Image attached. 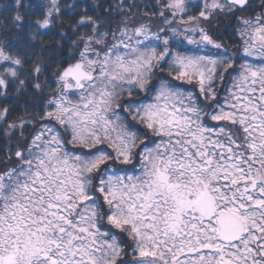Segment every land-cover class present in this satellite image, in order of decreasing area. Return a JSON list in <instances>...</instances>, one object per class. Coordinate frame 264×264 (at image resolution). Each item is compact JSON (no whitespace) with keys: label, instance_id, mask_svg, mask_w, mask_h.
Wrapping results in <instances>:
<instances>
[{"label":"snow or ice","instance_id":"obj_1","mask_svg":"<svg viewBox=\"0 0 264 264\" xmlns=\"http://www.w3.org/2000/svg\"><path fill=\"white\" fill-rule=\"evenodd\" d=\"M133 6L44 0L29 36L61 29L55 60L0 42V264H264V0Z\"/></svg>","mask_w":264,"mask_h":264},{"label":"trees","instance_id":"obj_2","mask_svg":"<svg viewBox=\"0 0 264 264\" xmlns=\"http://www.w3.org/2000/svg\"><path fill=\"white\" fill-rule=\"evenodd\" d=\"M202 2V0H201ZM44 0H20V6L16 5L15 0H0V42H5L13 45H23L22 51L33 53V58H35V53H37L41 47L45 50L41 53L45 61L55 60L58 57H66L68 55V46L69 40H65L63 37L59 36V32L61 29L57 27H52L46 31V34L43 36V41L40 39L37 41H32L29 36V25L34 23L37 18V13L42 12V8L39 5L43 4ZM62 6L67 5H77L76 14L73 16V19H79V15L82 14V9H87L89 14L93 12L98 13L102 17L105 16L104 9L111 6H115L118 4H123L125 11H127L129 5H134L131 9V14H136L137 16L143 17L144 12H152L155 11L156 0H61ZM254 4H259L260 0H253ZM37 7H33V6ZM97 5L99 7H97ZM253 12H259L261 9L255 8L252 10ZM19 13L22 17L20 21H15L14 17ZM239 15V13H238ZM64 28L70 31L68 18L65 17ZM111 21V26L115 27L119 24L120 20L123 19L122 16L118 14H113L109 17ZM217 20L220 21L217 24ZM227 17H218L211 21V23L205 22L204 26L208 29L209 33L213 36L217 42L223 43L230 50L235 49L239 44V37H237L234 33L235 20L233 18L232 23L228 24ZM147 22V21H145ZM152 30H156L158 26L162 27L163 22L152 18ZM170 35V34H169ZM60 40L63 44V47H59L56 43L57 40ZM71 39H75V37H71ZM172 47L175 50L181 53H191L198 51V48L195 45H189L187 41L180 40L179 45L173 42ZM215 50L208 46L203 52L208 54H212ZM49 52L53 53V55L49 56ZM31 63V61H29ZM239 63V61L237 62ZM28 65H26L27 67ZM52 67H55V64H52ZM45 75H49V72H46ZM43 79V77L41 78ZM29 91H32L31 84H29ZM9 97L8 101L11 102L15 99L12 93L14 92V88H9ZM221 97L223 96V92L220 93ZM26 96H22L20 98V102H24L26 100ZM3 98H0L2 101ZM19 110L13 113V116L18 115ZM12 117H10L11 119ZM5 141L3 135L0 134V167H3V145Z\"/></svg>","mask_w":264,"mask_h":264},{"label":"rangeland","instance_id":"obj_3","mask_svg":"<svg viewBox=\"0 0 264 264\" xmlns=\"http://www.w3.org/2000/svg\"><path fill=\"white\" fill-rule=\"evenodd\" d=\"M194 2H195V0H194ZM154 31V30H153ZM177 51V50H176ZM185 53V52H184ZM185 54H188V55H205V54H208V53H206V52H203V51H201L200 49H198V51H196V52H191V53H189V52H187V53H185ZM249 59H251V58H249Z\"/></svg>","mask_w":264,"mask_h":264}]
</instances>
